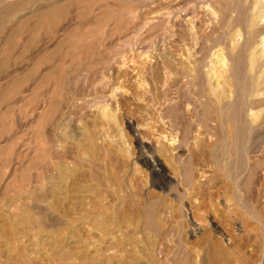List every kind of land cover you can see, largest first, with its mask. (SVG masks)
<instances>
[{
  "label": "rangeland",
  "instance_id": "obj_1",
  "mask_svg": "<svg viewBox=\"0 0 264 264\" xmlns=\"http://www.w3.org/2000/svg\"><path fill=\"white\" fill-rule=\"evenodd\" d=\"M199 1L0 0V239H2V241L0 240L2 243H0V246L3 247L2 245H4V249H0V264L3 262L6 264H32L31 262L33 264H84V260L80 263L83 257V249L82 245L78 244L79 241L72 239L61 242L56 228L51 226V229H46L45 232L41 229L43 219L40 217L39 212L42 202L38 200L40 196L38 191V174L40 171L38 172V170L41 169L37 154L38 144L40 137L45 135L46 142L48 141L46 157L49 156L50 159L56 135L64 132L61 129V124L57 128L58 131L56 130V122L59 120L61 122L62 116L67 115L68 110H71L78 102H82L84 98L86 100V98L91 99L99 95L100 92L96 93L94 87H96L99 79L103 77L101 65L104 68L109 63L107 60H109L110 56L112 58H110V62H112L110 75L113 77V89L109 87V90L107 89L105 93L114 96V110L117 111L118 119L121 120L119 128H116L117 132L107 131L108 122L106 120L105 124V119L103 120L100 114H97L100 116L98 119L95 114H92L91 118L86 117L80 123L79 127L81 129L78 126L75 127L77 128L76 132L79 133V138L83 139V135L86 133L84 132L85 126L90 125L94 130L95 125L99 128V133L94 136L96 139L99 138L97 139L100 140L98 141L99 143L103 140V143H100L101 145L103 144L109 149L117 146L116 149L119 151L116 150L118 162L116 169L118 168L119 173L117 174L116 172V177L118 176L121 182H123V179L125 180L121 183L123 189L120 190L122 191L121 195V192H119L121 196H119L120 202H123V206L125 205L126 207L130 205L128 208L130 212L133 211L134 200L136 201L138 198L146 200L159 195L157 198L161 202L158 204L157 209L161 208L170 211L176 219L180 213L176 211V214L175 210H179L180 206H183L185 213L188 212L187 217H184L187 227H189L190 220H194L193 217L194 214L196 215V211L202 210L201 212L203 213H199V215L205 218L203 226L209 224L208 228L204 226V229L198 232V237L193 236L192 233L188 235V232H190L188 228L186 235L188 239L185 238L187 240H185L187 248H192L191 251H194V255L192 253L189 259L179 261L183 257L176 253L179 255L173 259L175 262L172 264H204L205 261L207 264L209 261L206 258L210 255L208 254L210 246L211 249L213 248L211 250L213 252L216 251V248L219 249L215 252L218 253L215 258L216 264H264V227L256 219L257 215L261 217L264 215V209H262L264 208V198L261 199V194L264 193V186L262 185L263 189L259 187L261 183H264V161L259 163V161L254 160L259 155L255 153L256 147L259 140L264 136V95H262L264 94V83L260 85V80L255 76L260 68L264 69V10H259L261 5L264 4V0ZM244 18L247 19L244 20ZM219 53L226 55L229 61L227 62L228 69L225 68L227 70L225 72L222 70L217 72L219 71L218 66L221 65H219V60L222 54ZM199 59H201L200 62L196 61ZM246 63L249 64L247 65ZM252 65L254 70L251 72L250 67ZM189 67L192 68L190 69ZM200 68H202V72L209 70L214 83L211 84L212 80L209 79L208 81L204 80V75L201 76L199 72ZM189 71H192V73ZM155 72L160 73L158 75ZM220 73L225 77H220ZM106 74H109L108 71ZM189 76L192 77L190 78ZM185 77H188L191 81ZM184 78L188 82H184ZM219 82L225 87L224 98L230 93L234 94L237 97V105L243 107V126L241 128L235 123L236 111H238L236 104L230 110L231 113L229 112L224 119L225 130L220 124L219 108L222 104L220 102H222L221 97L223 98V95L218 97L221 93L217 95L211 90ZM174 83L175 85L178 84V88H176ZM91 84H94V86ZM161 85L164 86L162 87ZM152 86L158 89L157 94L164 95L167 93L168 97L171 96L173 99L175 97L182 98L179 99V101L183 100V102H180V108L185 111L187 116H191L189 114L191 110L192 116H196L195 118L189 116L190 120H194V130L197 131H193L194 133L192 132L189 136V149L184 148V151L179 152L181 162L171 161L165 156L164 158L160 155L157 156V161H160L158 169L162 172L164 178L167 177L169 182L171 181L170 183L168 180L166 181L168 186L165 191L161 189L159 184H154L156 179H153L150 169L136 158L140 153H138L140 147L136 140L133 139L138 134L137 131H143L151 139L153 146H157L162 145L161 138L158 137L159 133L169 131L167 134L170 135L168 127L165 128L161 123L152 122V124L148 122L152 124V127H155H153V131H149L146 127L147 122L145 119L157 121V118L154 119L152 117L154 111H156V106L159 109L156 112H159L160 109L162 110L164 108L162 106H165L163 110L170 108L162 104L165 102L164 100L159 102L161 103L160 106L158 102H154L155 94L152 93L154 90ZM167 87L168 90H165ZM160 88L163 90H160ZM261 89L263 91H261L262 94L260 96L259 92ZM35 90L37 91L35 92ZM185 91L188 92L187 95ZM213 96L216 97L214 98ZM205 97L208 99L205 101L206 103L203 101V99L206 100ZM218 99H220V102ZM75 100L78 102H75ZM169 100L170 98L166 100L167 105H170L168 103ZM37 106H41L39 110L45 114L43 118L44 132L38 127L37 114L39 112L37 111ZM191 106L193 107L192 109H190ZM153 107L154 111L152 112ZM211 107L212 109L215 108V111ZM149 109L152 110L149 111ZM74 111L79 112L77 109ZM195 112L197 113L195 114ZM54 114L56 115L54 116ZM195 119H197L196 123ZM219 125L221 127H218ZM209 126L210 128L212 127L211 132ZM183 129L185 127L182 126L179 130L180 132L177 131L174 135L178 133V136L183 138L184 135H181L184 132ZM158 131L160 132L158 133ZM115 135L118 136L116 138L120 137V140L113 137ZM225 135L233 141L239 135L246 141L245 148L238 149L235 145H232L226 152L219 151V144L224 140ZM101 137L103 138L100 139ZM119 141L121 144H119ZM112 143H116V145ZM128 143L131 147L128 146ZM108 144L112 145V147ZM121 149L124 150L122 151ZM193 150L195 151L191 157L190 154ZM246 157H249L250 163L245 168ZM148 158L151 164H154L155 161L150 155H148ZM49 159L47 157L48 161ZM250 160L253 161L251 162ZM237 162H240V165L236 167ZM230 165H232V168H229ZM52 172L53 169L49 166L47 182H49L48 186L50 189L53 184V182H50L52 181ZM232 177L235 179L233 180ZM186 178H190L192 184L188 191L183 184ZM255 180H258V184ZM237 181L239 182L237 183ZM116 184L118 183L116 182ZM121 184H118L119 189ZM235 184L237 185L235 186ZM236 187H239L241 193L249 189V187L252 188V192L250 193L249 191L247 193V197H251L248 198L251 208L247 212L240 205ZM137 189H139L138 193L136 192ZM123 190L127 191L124 192ZM128 190L130 194L132 193L131 195L128 194ZM177 190L187 192L183 199V204L178 202L174 196ZM260 190L263 191L260 193ZM254 191L260 193V196ZM104 194L106 195V192ZM251 194H254V196ZM255 195L258 199L255 198ZM134 196L136 199L133 198ZM168 198H170L169 201ZM260 203H262L261 208L258 207ZM49 204H47L49 208L48 215L52 217L53 210L51 209L50 211ZM148 204L149 202H146L140 208L138 213L144 212L143 215L142 213L140 214V217L137 213H130L129 216V219L131 217V224L135 221L137 222L133 225H137L136 227L140 229L137 231L140 233H137V231L135 233L137 228L135 226L132 228L133 225L132 227L130 224V226L125 225L123 227L125 239L123 236L122 239L124 243H129L130 239L141 241L142 243H139L141 249H139L142 252L146 251L147 248L150 249L147 240H149L151 234L142 225H138V222L145 217L147 219L148 210L153 209V206ZM162 205H166L167 208L164 209ZM131 214L135 215H132L134 219ZM172 215L171 217L173 218ZM138 217L141 219L136 220ZM190 217L191 219H189ZM161 218L166 221L173 220L164 218V216H161ZM5 227H9L10 231ZM29 228L32 229L30 230ZM205 228H207V232ZM3 229L7 232L9 231V233L4 232ZM20 230L21 232L24 230V233H20ZM141 231H143V234ZM17 232L20 239L15 236ZM8 234L10 235L8 236ZM134 234L139 235L134 236ZM205 234L206 236L207 234L212 236L211 238L207 237V239ZM3 235L8 237H1ZM205 238L208 240V244L204 240ZM113 241L112 237L107 239V243ZM10 242L12 243L10 244ZM197 242L199 246H201L200 243H204L201 246L204 250L201 247H197ZM34 244L35 246H33ZM213 245H215V248ZM145 246L148 247L145 248ZM123 247L125 246L119 247L123 249V252L124 250L127 251V249L130 250V247ZM205 247L207 248L205 249ZM21 248L27 250L28 253ZM119 248L118 251H120ZM72 250L73 253L70 252ZM100 250L101 254L97 256L96 252H100L92 250V253L94 252L93 258L96 259H93L95 264L118 263L119 254L117 248L105 251V254H102L104 249ZM138 250L137 254L140 252ZM21 251H23L22 254H19ZM126 251L123 255L129 256V259L131 252L126 253ZM211 251L210 253H213ZM8 253L12 254V256L14 255V258ZM35 253L36 256H33ZM51 253L54 255L52 256ZM147 253L150 252L140 253L141 255L139 254V256H146ZM74 254L78 255L74 256ZM4 255L6 259L2 257ZM19 255L21 257H17ZM101 255L107 257L102 258ZM76 256H79V258ZM60 257L62 258L61 261ZM69 257L73 258L69 259ZM32 258L35 259L33 260ZM65 258L68 260H65ZM144 259L145 257H143V261H140L141 264H147V259L146 262Z\"/></svg>",
  "mask_w": 264,
  "mask_h": 264
},
{
  "label": "bare ground",
  "instance_id": "obj_2",
  "mask_svg": "<svg viewBox=\"0 0 264 264\" xmlns=\"http://www.w3.org/2000/svg\"><path fill=\"white\" fill-rule=\"evenodd\" d=\"M199 1V0H198ZM200 2V1H199ZM206 3V1H204ZM153 3V2H152ZM197 3V2H195ZM193 3V4H195ZM202 3V2H201ZM261 3V2H260ZM137 4V3H136ZM259 4V2H258ZM167 5V4H166ZM196 5V4H195ZM137 6V5H136ZM256 9V8H255ZM193 10V9H192ZM259 10H264V4L261 5L260 9ZM256 14V13H255ZM197 15V14H196ZM202 15V14H201ZM252 16H254L252 14ZM249 18V17H248ZM254 18V17H253ZM247 19V18H244V20ZM196 22V21H195ZM211 23V22H210ZM260 23V22H259ZM205 24V23H204ZM212 24V23H211ZM210 24V25H211ZM248 24V23H247ZM206 25V24H205ZM243 25V24H242ZM193 26V25H192ZM223 26V25H222ZM240 26V25H239ZM206 27V26H205ZM247 27V25H246ZM257 27V26H256ZM198 28V27H197ZM208 28V27H207ZM233 28V27H232ZM231 28V29H232ZM239 29V28H238ZM203 30V29H202ZM197 31V30H196ZM207 31V30H206ZM209 31V30H208ZM202 32V31H201ZM231 32V30H230ZM241 32V31H240ZM248 32V30H247ZM257 32V31H256ZM195 33V32H194ZM151 34V33H150ZM139 35V34H138ZM223 35V34H222ZM251 35V34H250ZM256 35V34H255ZM258 36V35H257ZM193 37V36H192ZM240 37L242 38V36L240 35ZM194 39V38H193ZM228 39V38H227ZM195 40V39H194ZM224 40V39H223ZM234 40V39H233ZM241 40V39H240ZM248 40V39H247ZM226 41V40H225ZM201 43V42H200ZM131 46V45H130ZM206 47V46H205ZM233 47V46H232ZM220 50V49H219ZM217 50V51H219ZM223 51V50H222ZM221 51V52H222ZM220 52V51H219ZM225 52V51H223ZM124 53V52H123ZM196 53V52H195ZM218 53V52H217ZM219 54H222L221 57H220V60H219V71L217 72H221V70L223 72L227 71L226 69H228L227 67V62L228 59H227V56L226 55H223V53H219ZM218 54V56H219ZM213 55V54H212ZM197 56V55H195ZM198 57V56H197ZM217 57V56H216ZM254 57V56H253ZM256 57V56H255ZM261 57V56H259ZM111 58V56H110ZM110 58L109 60V63L106 61V63H108L104 68H103V65L102 66V75L103 77L101 79H99V81L97 82L96 84V87L95 88V91L96 93L97 92H100L98 96L94 97V98H91V99H87L82 101V102H78L77 100H75V102L77 101L78 104H76L73 108H71V110L69 109L67 115H63L62 118H61V122L57 121L56 122V125H55V128L56 130L58 131V126L61 124V129H63V133H60L59 135L57 134L56 135V140L55 142L53 143V153H52V156L51 158L49 159V156L48 159L49 161L47 160V157H46V153H48L47 151V142H46V139H45V135L42 137H40L39 139V144H38V158H39V162L41 164V169L38 170V172L40 171V173L38 174L39 175V182H38V186H39V189L38 191L40 192V196L38 197V200H41L42 202V206L39 208V212H40V217H42L43 221H42V227L41 229L45 230L46 229H51V226L53 228H56V230L58 231V235H59V239H61V242H64V241H70L72 239H76L78 242V244L82 245V251H83V257L80 261V263L83 262L84 260V264L85 262H87V264H93L94 263V259L93 258V253H92V250L95 251H99L100 253H97L96 252V256L98 254H101V250L100 249H104V253L102 252V254H105V251H108L112 248H117V251H118V248L121 247L122 248V245L125 246L126 248L127 247H130V250L127 249L124 250V252L126 251V253H130V258L128 259V257H126V255L124 256L123 255V249H120V251H118V254H119V258H118V263L117 264H141L140 261H143V257H145L144 261L146 262V259H147V264H172L175 262V259L176 257H178V255L180 254L181 257H183L182 259H180L179 261H182V260H187L191 257L192 253L194 255V251L192 252L191 249L192 248H187L186 244H187V240L185 238L186 235H187V232H188V228L190 229V232H188V235H190L189 233H192L193 236H197L198 232L199 231H202L201 229H204V226H209L208 225H204L203 226V222H205V218L204 217H201L199 215V213H203L201 212L200 210H197L196 212V215L194 214V217L193 219L194 220H190L189 222V227L186 226V221H184V217H187V213H185V210L183 208V206L181 207L180 205V208L179 206H177L179 208V210H175L176 211H179V215H178V218H174V215H172V213L168 210H166L165 208H167L166 205H162V207L165 209H157V206L158 204L161 202V200L159 198H157V195L156 197L153 196L151 197L150 199H146V200H141L140 199L139 201H135L134 200V205H133V211H130L129 212V206H123V202L121 203L120 202V195L122 194V191H120L122 188V184L125 180L123 179L121 182V180L118 179V176L116 177V175L119 173L118 172V168L116 169V166L118 165V162H117V156H116V148L115 146H113V149H109V147L107 146H104L103 144L101 145L100 143H103V140L99 143L98 141L100 140H97L99 138H95L94 135L97 136V133L99 128L97 126L94 125V130L91 128L92 126L88 125V126H85V131L86 133H84L83 139L79 138V133L76 132V127L75 126H80V123L83 122V120L88 117V118H91L92 114H95V117L98 119L100 116L101 118L104 120L105 119V124H106V120H107V131H110V132H115L117 129L116 128H119V124L121 122V120L118 119V116H117V111L114 110V105H113V99H114V96L109 94V93H105L106 90L110 87L113 89V77L112 75H110V72H112V62H110ZM195 58V57H194ZM218 58V57H217ZM258 58V57H257ZM112 59V58H111ZM117 59V58H115ZM201 59L199 60H196V61H199L200 62ZM112 61V60H111ZM123 61V60H121ZM218 61V60H217ZM246 61V60H245ZM244 61V62H245ZM255 61V59H254ZM117 62V61H116ZM115 62V63H116ZM195 62V61H194ZM216 62V61H215ZM256 62V61H255ZM102 63V62H101ZM114 63V62H113ZM193 63V61H192ZM198 63V62H197ZM229 64V63H228ZM247 64V63H246ZM249 64V63H248ZM247 64V65H248ZM105 65V64H104ZM197 65V64H196ZM251 65V64H250ZM195 66V65H193ZM241 66V65H240ZM196 67V66H195ZM214 67V65H213ZM212 67V68H213ZM161 68V67H160ZM190 68V67H189ZM192 68V67H191ZM190 68V69H191ZM204 68V67H203ZM211 68V69H212ZM217 68V67H216ZM215 68V69H216ZM226 68V69H225ZM244 68V67H243ZM159 69V68H158ZM214 69V68H213ZM182 70V69H181ZM252 70H254V66L252 65L250 67V71L252 72ZM108 71L109 74H106V72ZM188 71V70H187ZM193 71V70H192ZM192 71H189L192 73ZM148 72V71H147ZM158 72V71H157ZM195 72H196V69H195ZM194 72V74H195ZM199 72L201 73V76L204 75V80H212L211 84L214 83L213 82V78L212 77V74L209 72V70L207 72H202V68L199 69ZM249 72V70H248ZM160 73V72H159ZM159 73H156L155 74H158ZM257 73V71H256ZM220 77L223 76L222 73H220ZM184 75V74H183ZM189 75V74H188ZM119 76V75H118ZM193 76V75H192ZM191 76V77H192ZM195 76V75H194ZM215 76V75H214ZM229 76V75H228ZM254 77V75H252ZM258 80H260V85L264 83V69H261L258 71V73L255 75ZM190 77V76H189ZM190 77V78H191ZM225 77V76H223ZM149 78V77H148ZM187 78V80H190L188 79V77H185ZM184 78V79H185ZM194 78V77H193ZM211 78V79H210ZM160 79V78H159ZM195 80V79H194ZM224 80V79H223ZM238 80V78H237ZM191 81V80H190ZM196 81V80H195ZM240 81V80H239ZM152 82V80H151ZM156 82V81H155ZM159 82V80H158ZM180 82V81H179ZM178 82V83H179ZM184 82H188L185 81ZM217 82V81H216ZM237 82V81H236ZM246 82V81H245ZM154 83V82H153ZM233 83V82H231ZM239 83V82H238ZM158 84V83H156ZM155 84V85H156ZM168 84V83H167ZM173 84V83H172ZM185 84V83H183ZM181 84V85H183ZM92 85V84H91ZM165 85V84H164ZM164 85H161L162 87ZM175 85V83H174ZM178 84H176V88ZM179 85V86H181ZM210 85V84H209ZM215 85V84H214ZM227 85V83H226ZM240 85V84H239ZM94 86V84L92 85ZM157 86V85H156ZM160 86V84H159ZM168 86V85H167ZM171 86V85H170ZM184 86V85H183ZM187 86V84H186ZM213 86V85H212ZM158 87V86H157ZM189 88V86H187ZM211 87V86H210ZM228 87V85H227ZM152 88L154 89L152 93L155 94V98H154V102H161V101H165L164 103L162 104H165L166 106H168L169 109H165V106H162V110L160 109L159 112H156L158 109V107L156 106V111H154V107H153V110L152 109H149L152 110V112L154 111V115L152 116L154 119L157 118V121H154L153 119L151 120H148L145 119V121L147 122L146 124V127L149 131H153V127L151 126L154 122V123H161L163 126H165V128L168 127V129L170 130V135L167 134V131L166 133H159L160 131H158V137L161 138L160 141H162V145H155L153 146V144L151 143V139L147 136V134H145L143 131L142 132H138V134L135 135V139L137 144L139 145L140 147V150H138V156L136 158H138V161L143 163L144 165H146L150 171H151V174L152 176L154 177L153 179H156V181H154V184H159L161 189L165 191V188L168 186L166 181L168 180L167 177L164 178V175L162 174V172H160V170L158 169V166H160V161H157V156L160 155V156H164L167 157L168 159H170L171 161H178V162H181V155L179 154L180 151H182L184 148H188L190 143H188V139H189V136L192 134L193 131H197V130H194V120L191 119L190 120V117H193L195 118L196 116H192V110L189 111L191 114V116H187L185 111H183L181 108H180V102L179 99H182V98H174L173 97H168L167 93H165L164 95H161V94H157L158 93V89L153 87ZM184 89V87H182ZM225 87L222 86V84L219 82L217 84L216 87L212 88L211 90L214 91V94H217L218 93L220 94L218 97H221L223 95V98H224V93H226ZM119 89V88H117ZM145 89V88H144ZM175 89V88H174ZM93 90V89H92ZM109 90V89H108ZM160 90H163L162 88H160ZM159 90V92H160ZM165 90H168V87L167 89L165 88ZM190 90V88H189ZM231 90V89H230ZM37 90H35L36 92ZM91 91V90H90ZM176 91V90H175ZM181 91V90H180ZM179 91V93H180ZM211 91V92H213ZM235 91V90H233ZM263 89L260 90L259 94L261 96ZM110 92V91H109ZM169 92V91H168ZM171 92V91H170ZM187 92V91H185ZM196 92V91H195ZM210 92V91H209ZM208 92V93H209ZM264 92V91H263ZM111 93H113L111 91ZM178 93V92H176ZM178 93V94H179ZM184 93V92H183ZM197 93V92H196ZM246 93V92H245ZM94 94V93H93ZM92 94V95H93ZM145 94V92H144ZM185 94V93H184ZM188 94V92L186 93V95ZM210 94V93H209ZM258 94V93H257ZM152 95V94H151ZM170 95V94H169ZM176 95V94H175ZM190 95V94H189ZM264 95V94H262ZM88 96V95H87ZM182 97V95H181ZM185 97H189V96H185ZM184 97V98H185ZM203 97V96H202ZM210 97H212V95H210ZM214 98L216 96H213ZM248 97V95H247ZM141 98H142V95H141ZM170 98V100L168 101V103H170V105L166 104V100ZM172 98V99H171ZM212 98V99H214ZM221 97V101L220 102V99H218V101L221 104L220 108H219V113H220V124H222V128L225 130V127L223 122H224V119L227 117L228 113L230 112V110L235 107L234 104H236V106H238L236 103L237 101V97L234 95V94H228L225 96V98L223 99ZM241 98V96H240ZM41 99V98H40ZM46 99V98H45ZM203 99V98H202ZM206 100L203 99V101H207L208 99L205 97ZM82 100V99H81ZM149 100V99H148ZM195 100V99H194ZM215 100V99H214ZM213 100V101H214ZM47 101V100H46ZM188 101H189V98H188ZM201 101V100H199ZM148 102V101H147ZM152 102V101H151ZM48 103V102H46ZM191 103V101H190ZM206 103V102H205ZM215 103V102H214ZM75 104V103H74ZM149 104V103H148ZM153 104V103H152ZM161 103H159V106H160ZM217 104V103H216ZM251 104V103H250ZM73 105V103H72ZM71 105V106H72ZM186 105V104H184ZM190 105V104H189ZM209 105V104H208ZM48 106V105H47ZM147 106V105H146ZM155 106V105H154ZM188 106V104H187ZM217 106V105H216ZM247 106V105H246ZM38 107V106H37ZM41 106H39L37 108V111L39 112L37 115H38V124L41 129V131H45L44 129V126H43V118L45 116V114L43 112H41L39 109ZM43 107V106H42ZM195 107V106H194ZM200 107V106H198ZM35 108V107H34ZM45 108V107H43ZM49 108V107H48ZM51 108V107H50ZM68 108V106H67ZM152 108V107H151ZM160 108V107H159ZM187 108V107H186ZM193 107L191 106L190 109H192ZM75 109H77L79 112L77 111H74ZM146 109V108H145ZM189 109V110H190ZM212 109V107H211ZM214 111H215V108H213ZM212 109V110H213ZM188 110V108H187ZM186 110V111H187ZM194 110V109H193ZM237 110L236 111V120H235V123L241 128L243 126L242 124V121H243V107L242 106H238L237 107ZM246 110V109H245ZM244 110V111H245ZM196 111V109H195ZM201 111V110H200ZM207 111V110H206ZM249 111V110H248ZM67 112V111H66ZM65 112V113H66ZM156 112V113H155ZM197 112H195L196 114ZM200 113V112H198ZM213 113V112H212ZM231 113V112H230ZM44 114V115H43ZM100 114V116L98 115ZM151 114V113H150ZM216 114V113H215ZM218 114V113H217ZM56 114H54L55 116ZM152 115V114H151ZM48 117V116H47ZM188 117V118H187ZM215 117V116H214ZM55 118V117H53ZM151 118V117H150ZM149 118V119H150ZM217 118V117H216ZM60 119V118H59ZM94 119V118H93ZM47 120V119H46ZM58 120V118H57ZM88 120V119H87ZM195 123L197 122V119H195ZM216 120V119H215ZM219 120V119H218ZM45 121V120H44ZM55 121V120H54ZM89 121V120H88ZM91 121V119H90ZM93 121V120H92ZM97 121V120H96ZM131 122V121H129ZM140 122V121H139ZM148 122H151L152 124H149ZM227 122V121H226ZM90 123V122H89ZM93 123V122H92ZM98 123H100L98 121ZM97 124V123H96ZM129 124V123H128ZM201 124V123H200ZM199 124V125H200ZM83 126V125H82ZM138 126V124H137ZM185 127V129H183V133L181 135H184L183 138L179 137L178 136V133L177 135H174L175 132H180L179 130L181 129V127ZM220 125L218 127H221ZM100 127V126H99ZM81 129V127H79ZM131 128V127H130ZM133 128V127H132ZM155 128V127H154ZM210 128V126H209ZM40 129H39V132H40ZM101 129V127H100ZM106 129V128H105ZM139 129V128H138ZM196 129V128H195ZM212 127L209 129L210 132L212 131L211 130ZM221 129V128H219ZM123 130V129H122ZM164 130V128H163ZM80 131V130H79ZM102 131V129H101ZM100 131V132H101ZM105 131V130H103ZM134 131V130H133ZM136 131V130H135ZM61 132V131H60ZM117 132V131H116ZM173 132V134H172ZM225 132V131H224ZM253 132V131H251ZM119 133V132H118ZM194 133V132H193ZM213 133V132H212ZM102 134V133H101ZM117 134V133H115ZM176 134V133H175ZM180 134V133H179ZM228 134V133H227ZM255 134V133H254ZM253 134V135H254ZM100 135V134H98ZM105 135V134H104ZM119 135V134H118ZM212 135V134H211ZM210 135V136H211ZM50 136V134H49ZM111 136V135H110ZM194 136V135H193ZM207 136V135H206ZM230 136V135H229ZM256 136V135H255ZM81 137V136H80ZM113 137H118V136H113ZM111 137V138H113ZM121 137H122V133H121ZM133 137H134V134H133ZM209 137V135H208ZM212 137V136H211ZM232 137V136H230ZM103 137H101L100 139H102ZM105 138V137H104ZM120 138V137H119ZM119 138H116V139H119ZM191 139V138H190ZM233 139V137H232ZM251 139V137H250ZM106 140V139H105ZM120 140V139H119ZM208 140V139H207ZM107 141V140H106ZM111 141V140H109ZM201 141V140H200ZM251 141V140H250ZM113 142V141H112ZM116 142V141H115ZM118 142V140H117ZM123 142V140H122ZM126 142V141H125ZM49 144V143H48ZM51 144V143H50ZM107 144V143H106ZM110 144V143H109ZM108 144V145H109ZM113 145H116V143H112ZM119 144L120 141H119ZM161 144V142H160ZM200 144V143H199ZM194 145V143H193ZM198 145V144H197ZM214 145V144H213ZM232 145H235L236 148H242L244 147L245 148V145H246V141H244L241 137H239L238 135V138L233 141L231 140V138H229L228 136H224V140H222V142L219 144V148L221 152H226L228 151V149H230L232 147ZM34 146V144H33ZM112 147V145H109ZM121 146H124V145H121ZM120 146V148H121ZM128 146L129 143H128ZM218 146V145H217ZM251 146V145H250ZM125 147V146H124ZM122 147V148H124ZM131 147V146H130ZM129 147V148H130ZM196 148V147H195ZM50 149V148H49ZM131 149V148H130ZM138 149V148H137ZM189 149V148H188ZM203 149V148H202ZM122 150V149H121ZM124 150V149H123ZM122 150V151H123ZM37 151V150H36ZM47 151V152H46ZM119 151V150H117ZM126 151V150H125ZM184 151V150H183ZM195 150H193V152L190 154L191 157L193 156V153H194ZM188 152V151H187ZM121 153V152H120ZM125 153V152H123ZM186 153V152H185ZM231 153V151H230ZM256 154H259L257 157V159L255 158L254 160L256 161H259V163H263L264 161V136L259 140V143L256 147V151H255ZM36 154V155H37ZM187 154V153H186ZM232 154V153H231ZM247 154V153H246ZM127 155V154H126ZM125 155V156H126ZM148 155H150L152 157V159L155 161L154 164H151V162L149 161L150 159L148 158ZM233 155V154H232ZM235 156V155H234ZM220 157V155H219ZM184 158V156H183ZM221 158V157H220ZM249 158V157H248ZM247 157L245 158V168L249 166V159ZM254 158V157H253ZM260 158V159H258ZM129 159V158H128ZM251 159V158H250ZM191 160V159H190ZM251 161V160H250ZM253 161V160H252ZM251 161V162H252ZM49 162V163H48ZM186 162V161H185ZM184 162V163H185ZM192 162V160H191ZM137 163V162H136ZM157 163V165H156ZM162 163V162H161ZM169 163V162H168ZM243 163V162H242ZM173 164V163H171ZM195 164V163H194ZM240 165V162H237L236 164V167ZM49 166L50 168L53 169V172H52V178L50 182H53L52 184V187L51 189L49 188V182H47V172L49 171ZM174 166V164H173ZM229 168H232V165L229 166ZM112 169H113V172H112ZM175 169V168H174ZM249 170V169H248ZM196 171V170H195ZM242 171V170H241ZM117 172V174H116ZM240 172V171H239ZM248 172V171H247ZM51 174V173H50ZM228 175V174H227ZM231 175V174H230ZM188 176V175H187ZM229 176V175H228ZM256 176V175H255ZM261 176V175H260ZM235 177V176H234ZM232 177V179L234 180L235 178ZM259 177V176H258ZM257 177V178H258ZM37 178V177H36ZM126 179V178H125ZM182 179V178H181ZM259 179L261 180V178L259 177ZM120 185L121 184V187L119 189V185L116 184V182ZM257 181V184H258V180H255ZM254 181V182H255ZM264 181V179H263ZM120 182V183H119ZM169 182V180H168ZM171 182V181H170ZM169 182V183H170ZM178 182V181H177ZM239 181H237L238 183ZM253 182V181H252ZM236 183V181H235ZM246 183V182H245ZM261 183V181H260ZM40 184V185H39ZM128 184V183H127ZM183 184L184 186L186 187L187 191L189 190L190 188V185L191 184V179L190 178H186L185 181H183ZM250 184V183H249ZM253 184V183H252ZM255 184V183H254ZM124 185H126V183H124ZM237 184H235L236 186ZM260 185V184H259ZM262 185L264 186V183L262 184L261 183V186H259L260 188H262ZM178 186V184H177ZM250 186V185H249ZM130 187V186H129ZM245 187V185H244ZM254 187V186H252ZM133 188V187H132ZM238 190H237V194L238 195V199H239V202H240V205L241 207L243 208L244 211L247 212V210L249 211V209L251 208L250 206V201L248 200V198H251V197H247V193H250L252 192V188L249 187V189H246L244 190L242 193L239 189V187H236ZM126 189V188H125ZM251 189V190H250ZM263 189V188H262ZM108 190V191H106ZM133 190V189H132ZM254 190V189H253ZM264 190V189H263ZM263 190H260V193L263 191ZM106 192V195L104 194ZM124 192L127 191V190H123ZM134 191V190H133ZM139 191V189L136 190V192ZM166 191H168V189H166ZM176 191V190H175ZM104 192V193H103ZM119 192L120 195H119ZM123 192V194L126 196V194ZM130 191L128 190V194ZM256 192V191H254ZM264 192V191H263ZM138 193V192H137ZM155 193V192H154ZM186 191H179L177 190L176 194L174 195L175 198H177V201L180 202L181 204H183V199L184 197L186 196ZM258 193V192H256ZM258 193V195L260 194ZM132 194V193H131ZM130 194V195H131ZM171 194V193H170ZM162 195V194H161ZM252 195V194H251ZM249 195V196H251ZM262 198L263 199V194H261ZM120 196V197H119ZM146 196V195H145ZM144 196V197H145ZM163 196V195H162ZM161 196V197H162ZM254 196V194L252 195ZM260 196V195H259ZM136 197H140V196H136ZM126 198V197H125ZM131 198V197H130ZM135 198V196L133 197ZM146 198V197H145ZM255 198L258 199L255 195ZM129 199V198H128ZM136 199V198H135ZM170 198H168V201H169ZM126 200V199H125ZM124 200V201H125ZM132 200V198H131ZM148 200V201H147ZM251 200V199H250ZM255 200V199H254ZM264 200V199H263ZM261 200V201H263ZM253 201V200H252ZM251 201V203H252ZM260 201V200H259ZM146 202H149L148 205L150 206H153V209L152 210H148L147 214H148V217L146 219V217L143 219L145 221H139L138 222V225H142L144 227V229L149 232L151 235L149 236V240L148 241V244H149V250L146 249V251L142 252V250H140L141 248L139 247V243H142L141 241L138 242V240H132L130 238V242H125L124 243V240L122 239V236L124 237L125 236V232H123V227H125V225L127 226H130L132 227L133 224L137 223L136 221L134 222V218L133 216H135L134 214H131L132 216V221L134 223L131 224V217L129 219V216H130V213H137L138 216L140 217V214L144 212H139L140 208L142 207V205L144 206ZM173 202V200H172ZM257 202V201H255ZM48 203L49 206H50V211L51 209L53 210V216H49L48 215V212H49V208H48ZM186 203V202H185ZM258 203V202H257ZM254 204V203H253ZM262 203H260V205L258 207H262L261 206ZM200 205V204H199ZM255 205V204H254ZM253 205V207H254ZM263 206H264V203H263ZM200 207V206H199ZM226 207H227V204H226ZM228 208V207H227ZM171 209V208H169ZM264 209V208H262ZM172 210V209H171ZM195 210V209H194ZM254 210V209H253ZM245 212V213H246ZM259 212V211H258ZM264 212V210H263ZM261 213V212H260ZM30 214V213H29ZM177 214V212H176ZM142 215H141V218H142ZM171 215L173 216V218L171 217ZM204 215V214H202ZM263 215V214H262ZM161 216H164V218H171L173 219L172 221H166L165 219H162ZM207 216V215H206ZM264 216V215H263ZM263 216L261 217L260 215H257V221L259 224H261L263 227H264V218ZM12 217V216H11ZM138 217V219L136 220H140ZM251 218V217H250ZM191 219V217L189 218ZM254 219V218H253ZM18 221V220H17ZM256 221V222H257ZM186 223V224H185ZM130 224V225H129ZM16 225V224H15ZM9 226V225H8ZM11 226V225H10ZM25 226V225H24ZM22 226V227H24ZM31 226V225H30ZM134 226L136 227L137 225H133L132 228H134ZM19 227V226H17ZM29 227V226H28ZM140 227V226H138ZM3 228V227H2ZM7 228V227H5ZM9 228V227H8ZM7 228V230H9ZM12 228V227H11ZM39 228V226H38ZM130 228V227H128ZM137 228V227H136ZM207 228H205V231L207 232ZM19 229V228H17ZM26 229V228H25ZM30 229V228H29ZM32 229V228H31ZM30 229V230H31ZM35 229V228H34ZM4 232H7L5 231V229H3ZM37 230V229H35ZM131 230V229H130ZM139 231L140 229L137 228L135 230V233L136 231ZM209 230V229H208ZM240 230V229H239ZM10 231V230H9ZM9 231L7 233H9ZM19 231V230H17ZM23 232H21L20 230V233H24V230H22ZM49 231V230H47ZM133 231V230H131ZM137 233H140L138 232ZM204 231V230H203ZM214 231V230H213ZM3 232V233H4ZM13 232V231H12ZM15 232V231H14ZM142 234H143V231H141ZM145 232V231H144ZM241 232H242V228H241ZM1 233V231H0ZM11 233V232H10ZM33 233V231H32ZM6 234V233H5ZM15 234V233H14ZM2 235V234H1ZM10 234H8L9 236ZM139 234H134V236H137ZM147 235V234H146ZM149 235V234H148ZM7 235L6 236H1V237H8ZM16 238L20 239L19 236V233L17 232V235H15ZM14 236V237H15ZM141 237H144L142 235H140ZM139 236V237H140ZM192 236V237H193ZM211 234L210 236L207 234H205V237L207 238H211ZM109 237H112V239L114 240L113 242L111 243H107V239ZM140 237V238H141ZM198 237V236H197ZM53 238V237H52ZM145 238V237H144ZM204 239L206 242L208 241L207 239ZM11 239V238H9ZM25 239V238H23ZM58 239V238H56ZM125 239V237H124ZM188 239V238H187ZM190 239V238H189ZM2 241V239H0ZM6 240V239H5ZM12 240V239H11ZM55 240V239H54ZM143 241V239H141ZM186 240V241H185ZM0 241V243H1ZM4 241V240H3ZM20 241V240H18ZM22 241V240H21ZM20 241V242H21ZM204 241V242H205ZM20 242H17V243H20ZM76 242V241H75ZM161 242H164V243H161ZM205 242V243H206ZM210 242V241H209ZM12 242H10L11 244ZM60 243V242H59ZM2 244V243H1ZM5 244V242H4ZM28 244V243H26ZM30 244V243H29ZM33 244V243H32ZM62 244V243H61ZM60 244V245H61ZM76 244V245H78ZM144 244V243H143ZM191 244V243H190ZM194 244V243H193ZM196 244V243H195ZM204 243H200V245L202 246ZM208 244V242H207ZM216 244V243H215ZM22 245V244H21ZM59 245V244H58ZM197 247H201L198 245V242H197ZM206 245V244H205ZM220 245V244H219ZM233 245V244H232ZM4 247V245H2ZM32 246V245H31ZM35 246V244L33 245ZM37 246V245H36ZM79 246V245H78ZM132 246V247H131ZM214 248H215V245H213ZM212 246V247H213ZM3 247L0 246V249H4ZM38 247V246H37ZM60 247V246H59ZM67 247V246H66ZM80 247V248H81ZM102 247V248H101ZM123 247V248H125ZM148 247V246H145V248ZM194 247V246H193ZM196 247V246H195ZM196 247V248H197ZM208 247V245H207ZM205 247V249L207 248ZM218 247V246H216ZM12 248V246H11ZM20 248V246H19ZM34 248V247H33ZM69 248V247H68ZM140 248V249H139ZM202 248V247H201ZM200 248V249H201ZM22 250H25L23 248H21ZM38 249V248H37ZM51 249V248H50ZM78 249V248H76ZM76 249H73V250H76ZM92 249V250H91ZM95 249V250H94ZM139 249V250H138ZM199 249V251H200ZM203 249V248H202ZM57 250V249H55ZM73 250L70 251L71 253H73ZM80 250V249H79ZM116 250V249H115ZM138 251H140L138 254L136 253ZM204 250V249H203ZM209 250H213V248L211 249V246L209 248ZM217 249L216 248V251L217 252ZM221 250V249H220ZM46 251V250H45ZM62 251V250H61ZM66 251V250H65ZM116 251V252H117ZM150 252V253H147L146 256H139L140 253H145V252ZM209 253L210 255H208V258H206L207 261H209L210 264H216L215 262V258H216V254L218 253H215L213 251V253ZM23 251L19 252V254L21 253L22 254ZM26 253L27 250H25ZM33 252V250H32ZM39 252V251H38ZM53 252V251H52ZM115 252V253H116ZM223 252V251H222ZM233 252V251H232ZM1 253V252H0ZM54 253V252H53ZM51 253V255L53 256L54 254ZM82 253V252H81ZM107 253V252H106ZM136 253V254H135ZM176 253H179L178 255ZM201 253V252H200ZM198 253V254H200ZM9 254V253H8ZM25 254V253H24ZM57 254V253H56ZM64 254V253H63ZM79 254V253H78ZM78 254H74L75 255H78ZM117 254V255H118ZM224 254V252H223ZM222 254V255H223ZM5 255H7L5 253ZM2 256L3 258L6 259V256ZM12 256V254H9ZM8 255V256H9ZM38 255V254H37ZM66 255V254H65ZM72 255V254H71ZM141 255V254H140ZM202 255V253H201ZM220 255V254H219ZM1 256V254H0ZM24 256V255H23ZM33 256H36V253L35 255ZM70 256V255H69ZM81 256V255H80ZM221 256V255H220ZM10 257V256H9ZM14 258V255L12 256ZM16 257V256H15ZM17 257H21L20 255L17 256ZM16 257V258H17ZM38 257V256H37ZM77 257V256H76ZM75 257V258H76ZM102 258H104L102 255H101ZM107 257V256H106ZM105 257V258H106ZM218 257V256H217ZM1 258V257H0ZM15 258V259H16ZM36 258V257H35ZM34 258V259H35ZM61 258V257H60ZM64 258V257H63ZM73 258V257H72ZM71 257H69V259H72ZM79 258V256L77 257ZM76 258V260H77ZM100 258V257H98ZM127 258V259H126ZM196 258V257H195ZM4 259V260H5ZM12 259V258H11ZM24 259V257H23ZM33 259V258H32ZM33 259V260H34ZM94 259V260H93ZM101 259V258H100ZM111 259V258H110ZM116 259V258H115ZM17 260V259H16ZM28 260V259H27ZM37 260V259H36ZM40 260V259H39ZM62 260V258L60 259V261ZM65 260H68L65 258ZM99 260V259H98ZM106 260V259H105ZM104 260V261H105ZM197 260V259H196ZM19 261V260H18ZM25 261V260H24ZM59 261V262H60ZM79 261V259H78ZM101 261V260H100ZM108 261V260H107ZM111 261V260H110ZM205 261V260H204ZM219 261V260H218ZM65 262V261H64ZM63 262V263H64ZM69 262V261H68ZM72 262V261H71ZM98 262V261H97ZM115 262V261H114ZM113 262V263H114ZM117 262V261H116ZM5 262H3L2 264H4ZM24 263V262H23ZM28 263H30L28 261ZM33 264V262H31ZM75 263V262H74ZM106 263V262H105ZM207 263V264H209ZM6 264V263H5ZM21 264V263H19ZM71 264V263H70ZM95 264V263H94ZM99 264V263H98ZM108 264V263H107ZM115 264V263H114ZM196 264V263H194ZM204 264H206V261L204 262Z\"/></svg>",
  "mask_w": 264,
  "mask_h": 264
}]
</instances>
